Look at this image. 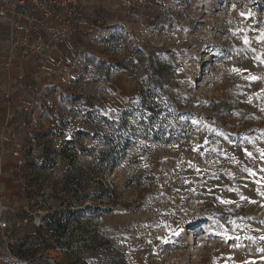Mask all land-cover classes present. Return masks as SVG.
<instances>
[{
  "label": "rangeland",
  "instance_id": "374dc122",
  "mask_svg": "<svg viewBox=\"0 0 264 264\" xmlns=\"http://www.w3.org/2000/svg\"><path fill=\"white\" fill-rule=\"evenodd\" d=\"M114 1L6 127L17 264H264V0Z\"/></svg>",
  "mask_w": 264,
  "mask_h": 264
},
{
  "label": "built area",
  "instance_id": "2783aa9c",
  "mask_svg": "<svg viewBox=\"0 0 264 264\" xmlns=\"http://www.w3.org/2000/svg\"><path fill=\"white\" fill-rule=\"evenodd\" d=\"M91 0H0V23L9 26L8 48L5 71L8 73V87L5 99V128H20L21 120L14 117L16 95L19 87L25 83L27 76L37 63H43L50 52L57 48L60 40L68 39L82 30V26L94 12ZM109 14L103 12L102 19ZM95 18V17H93ZM55 67L66 68L72 63L70 57L60 54L55 59ZM16 141L22 143L25 133L18 131ZM4 140L0 149L4 152ZM5 153V152H4ZM19 197L13 191L0 190V264H17L18 258L12 247L13 238L10 230L29 223L30 217L21 216L13 220L6 216Z\"/></svg>",
  "mask_w": 264,
  "mask_h": 264
},
{
  "label": "crops",
  "instance_id": "0c3cea01",
  "mask_svg": "<svg viewBox=\"0 0 264 264\" xmlns=\"http://www.w3.org/2000/svg\"><path fill=\"white\" fill-rule=\"evenodd\" d=\"M100 1L101 0H98V1L91 0L90 2V7H92V11L94 12L93 17L95 18H93L92 16L89 17L87 22H85L84 25L82 26V30L81 32H79V34H76L75 36H72L65 40H60V42H58L57 44V48L50 52V57H48L44 61V63H40V64L37 63L33 66L32 68L33 74L40 75L44 73V70H48V71L58 70V69H55L53 66L55 59L59 57L60 54H67L68 49L69 51H72L71 47H73V49H76L77 45L75 46V43L79 41V35H82L88 28L93 29V27L97 23V20L104 21V19H102V16H101L102 13H100L101 11L105 13H110L112 15L115 10L116 11L119 10V3L114 0H103L102 3ZM107 21L105 22L110 24L109 20ZM91 22L94 25L88 24ZM8 33H9V26L0 23V141L1 142L4 140L5 137L8 136L7 129L4 127L6 123V120H5V113H6L5 105L6 104H5L4 95L7 91V87L9 83L8 77H7L8 73L5 71V61L7 58L6 53H7L8 43H9ZM67 55H70V53ZM29 83L27 80L25 81V83H23L22 86L19 87L20 89L18 90V94L16 95V101H15L16 102L15 111L17 112V114L14 115V117L16 116L15 118H20V113H21L20 108L25 107V106L29 107V105L31 104L32 99L30 98L29 100L26 101L25 100L26 96L21 93L22 89H26L28 91L29 89L32 88ZM1 152L3 153V155L5 154L3 150L0 149V154ZM1 171L2 170L0 169V172Z\"/></svg>",
  "mask_w": 264,
  "mask_h": 264
}]
</instances>
